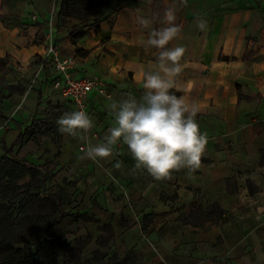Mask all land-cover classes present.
Instances as JSON below:
<instances>
[{
    "label": "crops",
    "instance_id": "obj_1",
    "mask_svg": "<svg viewBox=\"0 0 264 264\" xmlns=\"http://www.w3.org/2000/svg\"><path fill=\"white\" fill-rule=\"evenodd\" d=\"M155 1L110 0L118 9L113 26L104 22L99 33L89 32L73 46L69 31L79 22H59L62 0H0V58L10 70L0 74L8 86L16 85L15 72L34 84L22 82L13 92L0 87L6 117L0 119V157L20 132L46 118L49 106L60 107L61 115L73 111L52 87L53 64L37 61L46 57L48 35L61 57L73 58L74 78L95 76L105 84V95L93 91L87 100L94 124L87 135L98 144L115 126L111 101L141 98V72L152 70L158 57L148 35L168 26L161 21L172 8L181 32L167 47L186 52L170 90L195 107L207 137L197 171L182 169L155 181L146 170L133 171L135 161L122 142L97 164L84 156L86 142L61 134L55 145L49 132L27 135L13 155L43 166L58 153L54 183L73 201L74 212L88 211L95 219L71 221L89 225V252H114L120 260L135 254L138 264H264V0H160L153 17ZM141 19L150 21L147 27ZM197 19L207 21L206 30ZM76 49L87 54L76 57ZM214 204L222 211L218 219L210 216ZM104 225L112 235L97 247Z\"/></svg>",
    "mask_w": 264,
    "mask_h": 264
},
{
    "label": "clouds",
    "instance_id": "obj_2",
    "mask_svg": "<svg viewBox=\"0 0 264 264\" xmlns=\"http://www.w3.org/2000/svg\"><path fill=\"white\" fill-rule=\"evenodd\" d=\"M175 20V10L167 8L161 23L168 26L149 33L146 43L158 51V57L152 70L141 72L143 94L139 100L129 95L119 102L111 101L115 126L108 129L104 142L91 143L87 134L94 127L93 119L82 110L66 112L57 119L61 134L87 143V159L99 164L112 157L113 146L122 142L135 161L133 171L146 170L155 181L169 180L182 169L191 175L200 168L206 134L199 130L195 107L170 91L183 71L181 60L186 52L184 47H167L181 32ZM140 23L147 27L150 21L141 19ZM196 25L206 30L207 21L197 19ZM114 167L122 165L118 161Z\"/></svg>",
    "mask_w": 264,
    "mask_h": 264
},
{
    "label": "trees",
    "instance_id": "obj_3",
    "mask_svg": "<svg viewBox=\"0 0 264 264\" xmlns=\"http://www.w3.org/2000/svg\"><path fill=\"white\" fill-rule=\"evenodd\" d=\"M159 5L160 0H156L152 10L153 17H158ZM92 6L102 7L104 12L96 13V17L89 19L88 12ZM117 11L118 9L110 6V0H62L58 11V20L60 23H64L67 18H73L79 22L78 25L71 27L68 36L71 45L76 46L89 32L99 33L102 23H108L111 28L113 26L112 17ZM86 54L87 52L82 49H76L74 52L76 57H83ZM37 58V61H41L42 67L48 64L47 60ZM6 64L7 59L0 58V73L6 74L10 71L6 68ZM170 91L180 96L175 91ZM4 98V96L0 97V119L6 118L1 110ZM57 129L56 121L47 114L46 118L34 121L25 133L20 132L14 143L0 157V264H30L36 261L40 264H72L71 249L65 245L62 238H51L48 233L65 219L72 222L93 220L88 211L73 212L74 209H72L70 213L67 212L68 208L72 207L73 201L67 196L62 186L47 187V183L56 176V171L47 175L44 166L34 165L17 155H13L14 150L23 145L27 135L46 136L49 132L55 136L56 139L52 140L55 145H58L61 133ZM57 157L58 153L56 154ZM24 177H28L29 181L25 185H19ZM70 183L64 181V184ZM36 205H43V208L47 206L49 209V214L45 217V222L41 227L36 226L38 219L34 214ZM221 214L222 211L214 204L210 216L218 219ZM16 229H20L24 234L29 233L34 242L15 241L13 238L17 236ZM100 230L106 232L107 236L102 242L98 240V244L106 246L112 231L106 225L100 226ZM17 242H21L22 245L16 247L15 243L17 244ZM45 243L55 245L56 250L62 253L64 258L61 262L58 261L56 253H51L44 262L40 260L45 249ZM101 254L98 250L92 252L93 256ZM107 255L106 253L101 257ZM110 257L115 264H134L135 259L133 255L127 254L120 260L114 252H110Z\"/></svg>",
    "mask_w": 264,
    "mask_h": 264
},
{
    "label": "rangeland",
    "instance_id": "obj_4",
    "mask_svg": "<svg viewBox=\"0 0 264 264\" xmlns=\"http://www.w3.org/2000/svg\"><path fill=\"white\" fill-rule=\"evenodd\" d=\"M143 10V8H142ZM104 12V8L102 7H95L92 6L89 8V12H88V18L92 19L93 17H96V13L97 14H101ZM51 73V75L53 76L51 70L49 71ZM14 78H15V82L16 85L14 84L13 86H8L6 85L8 83L9 80H6V78L4 77V74H0V87L1 88H5L6 91L9 92H13V91H20L21 90V84L20 83H28L29 86H34V84H31L30 82L32 81V79H26L24 76H22L23 74L20 72H15L14 74ZM50 75V76H51ZM33 77L35 78V74L33 75ZM32 77V78H33ZM33 78V80H34ZM55 79H53L54 81ZM52 81V83H53ZM47 114L49 115L50 118H53V120L57 121V119L61 116L62 114V110L60 107L55 105H51ZM48 137V135H46ZM53 136V134H52ZM51 139H56L55 136H53ZM56 154L57 152L54 151L52 157H49V159L45 160L44 163V170L45 173L47 175H49L51 172L57 171V166H56ZM26 183L24 182V180L19 182V185H25ZM58 187V185L56 183H54V181H49L47 183V187ZM52 191V190H51ZM72 209H75L74 207H70L68 208L67 212L70 213V211H72ZM74 212V211H73ZM34 214L36 215V217L38 218L36 220V226L41 227L43 225V223L45 222V217H47V215L49 214V209L46 206V208H43V205H36L35 206V210H34ZM91 221H95V219L91 220ZM89 225H82V224H72L71 220L66 219L65 221L63 220L61 222V224L59 226H57L56 228H54V230H50L48 233V236L51 238H62L63 241L65 242V245L71 249V261L72 264H115L113 260H111L110 258V252H105V251H100L102 254L98 255V256H93L92 252H89L91 248H94V246H91V238L88 235V227ZM100 229V227H98ZM16 233V237H14L13 239H15V241H30L32 243V241L34 242V240H32V236L27 233L24 234L23 232L20 231V229H16L15 231ZM21 234V236H20ZM107 236V233H104ZM112 235V233H111ZM110 235V236H111ZM105 236V238H106ZM105 238L100 239L99 241H104ZM19 239H24V240H19ZM18 245H22L21 242H17V244L15 243L16 247H19ZM45 249L44 252L41 254V259L42 262H44L48 257H50L51 253H56L57 257H58V261L61 262L63 260V255L62 253H60L59 251H57L55 245H50L45 243ZM96 245L98 247V241H96ZM55 250V251H53ZM34 252V250H31ZM96 251V250H94ZM32 252V253H33ZM108 254L107 256L101 257L104 254ZM116 254V253H115ZM56 258V256H54ZM79 257V258H78ZM134 259V264H138V258L135 254H133ZM81 259V260H80ZM30 264H40L38 263V261L30 263Z\"/></svg>",
    "mask_w": 264,
    "mask_h": 264
},
{
    "label": "built area",
    "instance_id": "obj_5",
    "mask_svg": "<svg viewBox=\"0 0 264 264\" xmlns=\"http://www.w3.org/2000/svg\"><path fill=\"white\" fill-rule=\"evenodd\" d=\"M48 41L46 57L43 60L53 64L56 78L52 83V87L60 93L66 102L71 104L73 111L82 110L89 115L87 108L89 94L95 91L100 95H105V84L95 76L89 79L74 78L70 72L74 65L73 58L61 57L50 35H48ZM80 150H82L81 147Z\"/></svg>",
    "mask_w": 264,
    "mask_h": 264
}]
</instances>
